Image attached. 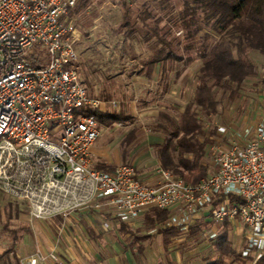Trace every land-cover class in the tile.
<instances>
[{
  "label": "built area",
  "instance_id": "built-area-1",
  "mask_svg": "<svg viewBox=\"0 0 264 264\" xmlns=\"http://www.w3.org/2000/svg\"><path fill=\"white\" fill-rule=\"evenodd\" d=\"M80 0H0V191L27 203L31 221H67L94 212L131 224L152 208L168 213V227L186 236L205 219L226 220L235 249L258 261L264 251V114L256 124L219 127L226 148L196 185L159 168L156 184L136 168L98 169L92 150L102 135L97 117L106 103L89 94L77 65L82 32L72 13ZM46 51V56L43 54ZM110 105L118 107L116 101ZM22 264H63L54 243Z\"/></svg>",
  "mask_w": 264,
  "mask_h": 264
},
{
  "label": "trees",
  "instance_id": "trees-1",
  "mask_svg": "<svg viewBox=\"0 0 264 264\" xmlns=\"http://www.w3.org/2000/svg\"><path fill=\"white\" fill-rule=\"evenodd\" d=\"M88 1L80 0L73 17L87 9ZM119 2L124 10L122 19L116 25H109L108 30L116 46H121L120 64L125 65L127 59L131 61V75L141 73L152 82L157 74L158 89L161 96H165L189 68L200 67L193 96L183 111L171 110L173 115L161 112L156 126L162 131L163 143L153 146L160 168L196 185L210 173L211 168L208 148L214 143L212 136L216 129L212 125L213 129L207 131L206 124H213V119L223 112L226 104L241 97L249 80L259 73L253 53L258 52L264 57V0ZM140 46L145 47L144 58V53L137 50ZM80 67L79 62V73ZM220 91L223 95L218 98ZM104 97L105 102L110 101L108 95ZM146 101L145 98L141 102L146 104ZM89 113L97 117L102 127L134 123L133 118L125 115L124 109L117 111L112 105L107 111ZM138 130L137 127L129 133L128 145L137 140ZM96 167L110 170L117 166ZM12 203L7 209L6 222L2 221L0 213V239L12 242L0 255V262L6 264L17 259L19 229H13L12 224L22 225L20 229L31 233L29 224L22 218L29 214L27 203L15 199ZM168 221L166 211L152 208L144 213L145 228L147 231L157 229L156 234L163 237L166 248L184 236L180 228L168 227ZM212 227L213 224L205 219L198 221L191 226L184 245L207 243L205 232ZM217 228V236L208 242L209 255L205 264H264V251L255 262L241 257L233 245L232 227L228 220Z\"/></svg>",
  "mask_w": 264,
  "mask_h": 264
},
{
  "label": "rangeland",
  "instance_id": "rangeland-1",
  "mask_svg": "<svg viewBox=\"0 0 264 264\" xmlns=\"http://www.w3.org/2000/svg\"><path fill=\"white\" fill-rule=\"evenodd\" d=\"M116 1V2H115ZM89 0L88 7L86 10L82 11L75 17L76 25L81 29L82 37L78 45V52L80 56V75L83 84L93 93H99L102 101H105L104 96L110 95L114 96L117 92V97L122 99H136V110H140V107L147 105V103H142L140 100V86L138 81H136L132 76H130V66L131 61L127 59L125 65H121L119 62V55L121 46H116L110 36L108 26L116 25L121 21L123 16V8L120 5L119 0ZM139 53H144L145 47H139L137 49ZM46 56V51H43ZM145 53L142 55L144 58ZM260 55V54H259ZM262 56V55H261ZM128 58V57H127ZM138 62H141L138 59ZM114 70V71H113ZM126 73L124 76L123 74ZM196 71L195 68L187 70L179 79L178 82H184L185 86L179 85L172 87L176 94L161 96L160 90H157L156 94L148 95V104H150L149 109L146 112H142L139 117H137L132 124H120L115 125L103 134L104 138L102 143H100L96 150L100 153L99 157L93 158L95 163H108L109 165H136L135 161L137 158L143 156V154L148 153L150 160L154 161L151 153L153 152V147L149 149L150 146L143 148H135L138 146L137 143L143 142L148 137H159L162 138V131L157 128L156 124L161 112H166L173 115L172 111H183L184 107L191 100L194 89L196 87ZM137 91L136 97L132 95V91ZM127 92H129L127 94ZM173 92V91H172ZM255 92H252L248 86H246L242 92L241 97L237 98L233 103H227L226 106L233 107L235 112L240 108L243 116H248L255 121ZM123 95V97H122ZM132 95V96H131ZM223 92L218 93V98H221ZM134 96V97H133ZM238 102V103H237ZM238 104V105H236ZM235 105V106H234ZM113 109H118L114 107ZM135 111V110H134ZM127 112V111H126ZM247 113V114H246ZM241 114V113H240ZM264 114L261 112L260 116ZM229 122L234 123L236 126H240L237 119H231L229 117ZM228 120H225L222 126H229ZM232 126V124H230ZM139 128L137 132V140L131 144H127V139L129 133L135 129ZM207 127V126H206ZM208 131L213 128L208 127ZM213 140L216 139L213 145L209 146L208 150L210 153V159H212L219 154L224 148H226L229 140L227 137L221 140L218 139L216 133L212 136ZM108 142V143H107ZM137 144V145H136ZM98 154V155H99ZM211 164V162H210ZM154 165L151 166L153 168ZM210 172H214V168H210ZM14 199L6 196L0 191V213L3 216L2 221L6 222L7 209L13 205L12 201ZM26 223L32 225L29 215L26 214L23 217ZM16 222V221H15ZM14 222V223H15ZM13 229H19L18 236L16 238V258L10 264H22V261L28 258L30 255L36 252L35 243V233L40 234L41 231L36 227L35 221L33 222V227L30 226L31 233L27 234L24 230L20 229L22 225L12 224ZM234 236V235H233ZM231 238L233 241L232 234ZM12 242L7 239H0V255L4 250L11 246ZM207 244V243H206ZM194 245L189 251L190 254L200 255V251H204L205 255H209L208 250H206L207 245ZM201 246V247H200ZM0 264H6L0 262ZM199 264V263H197Z\"/></svg>",
  "mask_w": 264,
  "mask_h": 264
},
{
  "label": "crops",
  "instance_id": "crops-1",
  "mask_svg": "<svg viewBox=\"0 0 264 264\" xmlns=\"http://www.w3.org/2000/svg\"><path fill=\"white\" fill-rule=\"evenodd\" d=\"M253 58L257 62L259 66V73L255 76V78L250 79L248 82V88L251 89L252 92H255V121L252 120L248 114L247 116H243L240 108L234 111V108L227 107L223 109V112L216 116L213 119V124L207 123L205 129L208 131V127L213 125L214 129H216V136L218 139H225L224 135L218 133L219 127H230V123L228 120L231 116V119L235 120L238 117L240 125L244 124H253L257 122L260 117L261 112L264 113V57L259 55L258 52L253 53ZM141 65V62H139ZM143 66H141L142 68ZM132 68V63L130 69ZM195 68L196 77L199 73V66L191 67L190 69ZM126 73L123 74V76ZM134 79L138 81L140 86V100L147 99L148 95L156 94L158 89V78L157 74H155V79L150 82L145 79L141 73L132 74ZM130 74V76H132ZM125 77V76H124ZM196 80V79H195ZM179 81V80H178ZM185 86L184 82H177L175 86ZM174 87V85H173ZM173 91V92H172ZM171 92V93H170ZM169 93L174 95L176 94L173 88ZM90 95L93 97H99V93L93 94L90 92ZM129 92H127L128 94ZM138 92L132 91V95L136 97ZM166 95H170V94ZM131 95V96H132ZM133 96V97H134ZM110 101H116L118 104L117 111L122 109L125 110V115L135 119L141 115L142 112H146L150 104H148V99L146 101L147 105L140 107V110H136V99L131 97L130 99H122L120 100L117 97V92L114 96L108 95ZM123 97V95H122ZM109 101V102H110ZM105 102V101H104ZM109 102H105L106 105L104 110L107 111ZM238 103V102H237ZM238 105V104H236ZM235 106V105H234ZM115 110V109H114ZM135 110V111H134ZM127 111V112H126ZM180 111V109H179ZM241 113V114H240ZM228 120L229 126L221 124ZM132 124V123H126ZM120 125V124H118ZM108 130H111L109 127H102V135L98 139L92 150V163L95 168L97 165H105L110 166L108 163L101 162L95 163L93 158L99 157L100 152L96 150L97 146L102 143L103 134H105ZM213 139V138H212ZM214 142H217L214 139ZM219 142V140H218ZM217 142V143H218ZM108 143V142H107ZM163 143V140L159 137H148L143 142L137 143L138 146L135 148H143L151 147L155 145H160ZM136 144V145H137ZM219 144V143H218ZM220 145V144H219ZM100 153V154H99ZM99 154V155H98ZM154 161L150 160L148 157V153L143 154V156L136 159L135 164L133 165L136 168L137 176L139 179L146 183L156 184L159 179V165L154 156V150L151 153ZM213 160V159H212ZM115 166H119L117 164H113ZM154 165L153 168L151 166ZM212 167V166H211ZM112 170V169H110ZM30 218V213L28 214ZM107 220L111 223L112 229L107 231L101 225L100 220L94 212H83L79 214H75L71 216L67 221H61L59 219H52L45 222H35L36 227L40 229L41 233L37 235L35 234V245L36 251L41 250L43 252H47L51 249V246L56 243L57 244V254L62 260L63 264H205L206 258L208 255H205L200 251V255L190 254L189 251L192 249L194 245L192 244L185 246V237L181 236L179 239L175 240L171 243L167 248L163 244V237L159 234H156L157 229H152L151 231H147L144 223V213L140 215L135 221L131 224H124L119 222L116 218L112 217L109 214H105ZM31 221V218H30ZM32 228L33 221H31ZM32 230V229H31ZM127 230V232H126ZM130 230V231H129ZM137 232L138 234H134L131 232ZM151 235L150 238H146V236ZM234 235V236H233ZM237 234L232 233L233 245L237 241ZM206 244V243H205ZM204 245V244H203ZM206 250H208V243L206 244ZM201 247V246H200ZM209 252V250H208Z\"/></svg>",
  "mask_w": 264,
  "mask_h": 264
}]
</instances>
